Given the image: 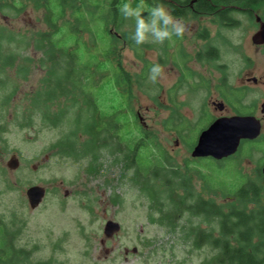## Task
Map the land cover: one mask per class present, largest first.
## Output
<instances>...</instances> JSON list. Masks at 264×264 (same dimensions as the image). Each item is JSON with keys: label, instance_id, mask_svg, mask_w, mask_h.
<instances>
[{"label": "rangeland", "instance_id": "rangeland-1", "mask_svg": "<svg viewBox=\"0 0 264 264\" xmlns=\"http://www.w3.org/2000/svg\"><path fill=\"white\" fill-rule=\"evenodd\" d=\"M165 7L170 10L167 5ZM25 8L18 16L7 17L0 13V27L25 36L31 42L25 52L21 51V56H28L33 61L26 79L17 78L13 69L9 71L12 88L17 91L7 106H0V109L4 108L0 112L1 123L6 127L0 133V217L11 231L16 232V247L29 252L27 264H202L210 260L216 252L211 247L193 249L189 241L182 240L180 231L170 232L149 221V203L133 187L130 177L134 166L125 168L122 153L111 157L109 150L97 151L102 157L93 164L99 169L90 174L88 159L77 161L65 157L56 147L71 125L53 128L37 115L32 124L22 125L21 120L29 113L26 111L32 108L30 97L41 87L45 75V68L38 65L41 53L35 51L32 44L35 34L46 30L44 11L31 1ZM261 14L257 11L259 17ZM230 17L238 22L236 27L219 26L217 18L212 16H189L181 40L173 37L171 42L163 44L146 42L136 46L129 37L127 41L122 37L116 51L123 71L131 80L129 107L137 116L138 126L167 151L181 172L190 175L197 192L214 198L218 204L224 203V199L203 189L201 174L206 171L200 160L190 154L200 132V123L207 121L202 108L204 103L209 104L210 113L216 116L220 113V117L229 118L233 112L229 107L224 112H215L209 100L216 95L204 90L199 84V76L202 74L214 80L225 71L231 85L236 86L241 83V76V80L245 76H264V47L252 43L259 23L240 11L231 13ZM128 30L127 27L123 31ZM114 32L117 34L112 30ZM205 34L208 38L201 37ZM84 38L88 40V35ZM207 41L218 50L219 60L213 64L195 60ZM15 47L12 44V49ZM246 57L252 59V65L244 62ZM153 63L161 64L164 70L156 83L148 79ZM180 67L184 70L178 72ZM248 89L243 104L255 103L260 109L264 89L252 83ZM64 107L63 97L50 105L53 111ZM174 113L176 117L181 116L178 121L186 123L180 132L177 128L164 126V121ZM262 131L264 133V127ZM12 156L18 160V166L13 170L7 167ZM259 156L256 153L252 159L239 161L237 168L232 161L215 165L216 176L224 184L236 185L250 178L258 182L254 175L245 174ZM113 158H117V162ZM32 186L45 189L40 205L34 210L26 197V190ZM107 221L120 226L119 232L110 238L103 233Z\"/></svg>", "mask_w": 264, "mask_h": 264}, {"label": "trees", "instance_id": "trees-1", "mask_svg": "<svg viewBox=\"0 0 264 264\" xmlns=\"http://www.w3.org/2000/svg\"><path fill=\"white\" fill-rule=\"evenodd\" d=\"M30 1L44 11L46 30L36 33L32 44L41 53L38 65L45 68V75L41 87L30 97L32 108L26 111L29 113L21 120L22 125L32 124L36 115L53 128L71 125L56 147L65 157L88 159L90 174L99 169L93 164L102 157L97 151L109 150L111 157L122 153L125 168L134 166L130 177L133 187L149 203V221L170 232L180 231L182 240L189 241L193 249L209 246L216 251L202 264H264V184L249 180L224 184L215 173L214 166L220 164L211 158L199 159L206 171L201 174L203 189L213 196L221 195L224 203L218 204L214 198L197 192L190 175L181 172L167 151L138 126L137 116L129 107L131 80L116 54L122 37L127 41L134 30V21L125 20L118 11L123 0H0V13L18 16ZM140 2L132 0L133 6ZM161 2L174 17H184L180 6L191 8V0ZM143 3L148 6L155 0ZM192 9L217 11L213 15L219 19V26L227 28L237 26L238 22L230 16L238 11L250 19L261 11L264 21V0H197ZM127 27L129 30L124 32ZM30 45L25 36L0 27V106H7L17 91L12 88L9 71L13 69L20 79L29 75L28 67L33 61L22 57L21 51L25 52ZM196 58L205 56L197 54ZM62 97L65 107L51 110L50 105ZM177 118L181 116L171 114L164 121L165 128L182 131L186 123ZM1 121L0 133L6 128ZM113 160L117 162V158ZM15 233L0 217V264L29 261V252L15 245Z\"/></svg>", "mask_w": 264, "mask_h": 264}, {"label": "flooded vegetation", "instance_id": "flooded-vegetation-1", "mask_svg": "<svg viewBox=\"0 0 264 264\" xmlns=\"http://www.w3.org/2000/svg\"><path fill=\"white\" fill-rule=\"evenodd\" d=\"M197 0H191L189 6L191 8L186 9L182 6L179 8V12L181 13V16H184L183 18L175 17L177 19H180L184 22V25L188 23L189 16L193 17L195 13H197L196 18H204V17H214L213 14H215L217 11H211L210 13H207L205 11H195L192 9V6L194 2ZM190 14V15H189ZM244 14V13H243ZM189 15V16H188ZM245 15V14H244ZM254 14V20H255ZM262 20V19H261ZM211 22H216L215 19H210ZM219 21V19H217ZM263 21V20H262ZM264 22V21H263ZM205 36V37H204ZM201 36L203 38H208L207 35ZM183 39L182 37L179 38V40ZM261 47H264V45H261ZM218 50L215 46L211 45V42L207 41L205 45V49L199 51L197 54H204V58H200L199 60L196 58L195 60L198 62L204 63L207 61V64L211 62V64L215 63L219 60L217 56ZM244 62H246L247 65H252V59L250 57L244 58ZM183 67H180L177 69L178 72ZM187 68V67H186ZM189 68V67H188ZM187 68V69H188ZM216 69V66H215ZM217 70V69H216ZM218 71V70H217ZM228 74L225 71H221L220 75L216 79H212L211 77H205L201 74L199 76V84L204 87V90L207 91L208 94L212 95L213 93L216 95V97L209 100L211 106L215 110V112H224L227 107L230 108V110L233 112L232 117L240 116V117H253L260 123V133L259 135L252 140L249 139H243L240 141L236 152L229 156L228 158L222 159L220 161H216L218 164H222L225 161H232L235 165V168L239 166V161L248 160L254 158V155L256 153H259L260 156L258 157V161L252 165V168L249 169V172L245 174V176L254 175L255 178H257L258 182H254L253 178L248 179L250 182L254 184H259L261 181L262 183L260 185L264 184V174H263V168H264V133L262 131L264 127V102L261 104L260 109L258 108V105L255 103H252L250 105L245 106L244 100L247 96L248 92V85L252 83L255 87H259L260 89H264V76L255 78V77H246L241 80L242 76L239 79V82H241L238 86L231 85L228 79ZM203 113H206V120H202L205 123L202 125V127L205 129L207 126H209L211 123L216 121L217 119L221 118H228V117H220V113L214 115V113H210L209 104L204 103L202 106ZM201 121V122H202ZM251 166V163H250ZM248 174V175H247ZM114 236V235H113ZM133 252V251H132ZM136 250L134 251V253ZM127 253V250H126Z\"/></svg>", "mask_w": 264, "mask_h": 264}, {"label": "water", "instance_id": "water-1", "mask_svg": "<svg viewBox=\"0 0 264 264\" xmlns=\"http://www.w3.org/2000/svg\"><path fill=\"white\" fill-rule=\"evenodd\" d=\"M255 21L259 23V29L253 35L252 43L261 46L264 45V22L258 15H256ZM259 133L260 123L253 117L235 116L217 119L199 133L190 155L192 158H211L220 161L233 155L241 140L255 139ZM17 166L18 160L15 156H12L7 162V167L13 170ZM44 195V188L39 186L29 187L26 190V197L30 208L36 209ZM103 230L105 237L110 238L119 232L120 226L116 222L107 221Z\"/></svg>", "mask_w": 264, "mask_h": 264}, {"label": "clouds", "instance_id": "clouds-1", "mask_svg": "<svg viewBox=\"0 0 264 264\" xmlns=\"http://www.w3.org/2000/svg\"><path fill=\"white\" fill-rule=\"evenodd\" d=\"M118 11L125 20L134 21V30L129 34V39L135 45L146 42L154 44L171 42L173 37H182L185 31L184 22L175 18L161 0H155L154 4L148 6L143 0L135 6L132 0H123ZM163 71L161 64L153 63L149 68L148 79L156 83L162 77Z\"/></svg>", "mask_w": 264, "mask_h": 264}]
</instances>
